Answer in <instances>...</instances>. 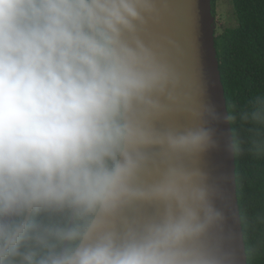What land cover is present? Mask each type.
<instances>
[{
	"label": "clouds",
	"instance_id": "obj_1",
	"mask_svg": "<svg viewBox=\"0 0 264 264\" xmlns=\"http://www.w3.org/2000/svg\"><path fill=\"white\" fill-rule=\"evenodd\" d=\"M157 0H0V264H239L200 158L264 155V94L160 127L180 75ZM218 201L219 206H218ZM254 251V250H253Z\"/></svg>",
	"mask_w": 264,
	"mask_h": 264
},
{
	"label": "water",
	"instance_id": "obj_2",
	"mask_svg": "<svg viewBox=\"0 0 264 264\" xmlns=\"http://www.w3.org/2000/svg\"><path fill=\"white\" fill-rule=\"evenodd\" d=\"M159 19L149 22L143 35L145 43L158 50L180 75V87L171 111L158 122L160 127H184L190 119L187 110L202 103L211 104L221 115L228 112L215 47V16L212 0H157ZM183 113V115H181ZM220 147L205 153L199 166L209 182L220 183L227 195L226 228L234 235L233 247L239 264H247L237 198L235 158L223 149L224 137L231 125L218 123ZM218 201V206H219Z\"/></svg>",
	"mask_w": 264,
	"mask_h": 264
},
{
	"label": "trees",
	"instance_id": "obj_3",
	"mask_svg": "<svg viewBox=\"0 0 264 264\" xmlns=\"http://www.w3.org/2000/svg\"><path fill=\"white\" fill-rule=\"evenodd\" d=\"M236 25L214 31L228 112L264 94V0H231ZM216 14V0H212ZM250 125L231 124L245 139ZM237 198L247 264H264V155L235 157ZM254 250V251H253Z\"/></svg>",
	"mask_w": 264,
	"mask_h": 264
},
{
	"label": "rangeland",
	"instance_id": "obj_4",
	"mask_svg": "<svg viewBox=\"0 0 264 264\" xmlns=\"http://www.w3.org/2000/svg\"><path fill=\"white\" fill-rule=\"evenodd\" d=\"M236 25L231 0H216L215 31L223 28H232Z\"/></svg>",
	"mask_w": 264,
	"mask_h": 264
},
{
	"label": "snow or ice",
	"instance_id": "obj_5",
	"mask_svg": "<svg viewBox=\"0 0 264 264\" xmlns=\"http://www.w3.org/2000/svg\"><path fill=\"white\" fill-rule=\"evenodd\" d=\"M181 115H183V113H181Z\"/></svg>",
	"mask_w": 264,
	"mask_h": 264
}]
</instances>
